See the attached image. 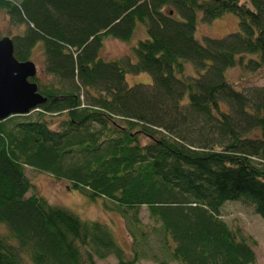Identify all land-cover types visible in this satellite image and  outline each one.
<instances>
[{
  "label": "trees",
  "instance_id": "16d2710c",
  "mask_svg": "<svg viewBox=\"0 0 264 264\" xmlns=\"http://www.w3.org/2000/svg\"><path fill=\"white\" fill-rule=\"evenodd\" d=\"M0 11L25 26L10 38L17 60L40 47L54 78L30 79L47 98L35 118L0 121V264L140 263L109 224L31 196L26 168L113 204L134 244L159 233L175 264L256 263L253 240L220 213L247 200L264 220V87L228 77L264 76V0H0ZM227 13L238 32L200 42L199 24ZM139 27L133 60H105L108 39L132 44ZM133 74L152 84L129 86Z\"/></svg>",
  "mask_w": 264,
  "mask_h": 264
},
{
  "label": "rangeland",
  "instance_id": "374dc122",
  "mask_svg": "<svg viewBox=\"0 0 264 264\" xmlns=\"http://www.w3.org/2000/svg\"><path fill=\"white\" fill-rule=\"evenodd\" d=\"M12 1V0H10ZM16 2H22V0H13ZM25 29V26H17L10 23L9 17L5 12L0 11V32L9 38H13L15 35L21 34ZM239 30L238 17L234 14L227 13L222 18L216 19V21L209 24H199L196 36L203 42L204 38L220 39L227 37L228 34L237 33ZM135 41L132 44H127L114 39H108L105 42L102 56L107 61L111 60H126L128 57L133 60V49L139 41L145 36L144 27H139L137 31ZM32 62L37 67V77L40 82L48 86L49 83L54 82L52 76H47L44 73V54L41 52L40 47H37L34 52ZM188 72L193 73V68L188 67ZM239 89H244L249 92L252 88L264 87V76L251 77L241 67L231 69L229 76ZM126 81L129 86L134 87L138 84L151 85L152 80L148 74L142 75H128ZM36 111L30 114V118H35ZM60 117L55 120V124L52 125L54 129H57L61 119ZM26 174L30 182H33L34 189L30 193L37 196L44 197L48 202L53 205H57L62 208H67L72 212L77 213L83 220L101 221L105 224H109L113 231H115L118 242L122 244L127 252H138L140 256L139 264H160L165 261H170V252L163 246V240L159 233H154L152 230L149 232V236L145 240H138V244H134V241L127 231L126 221L122 219L119 213L114 210L113 204L107 201L108 211L105 210V202L101 199H97L96 202H91L84 197L79 191L70 190L69 183L66 181L59 182L52 179L46 173H39L33 169L26 168ZM221 219L226 222L232 228H239L243 235L253 240V250L255 252L256 263L264 264V220L260 215L256 214L255 208L246 200H239L235 202H227L224 204L220 213ZM144 225L152 226L153 221L148 218V210L142 207L140 215ZM4 232V229L1 228ZM139 238V234L137 233ZM29 264L28 262H26ZM98 264H118L114 256L105 260H99Z\"/></svg>",
  "mask_w": 264,
  "mask_h": 264
},
{
  "label": "water",
  "instance_id": "95a60500",
  "mask_svg": "<svg viewBox=\"0 0 264 264\" xmlns=\"http://www.w3.org/2000/svg\"><path fill=\"white\" fill-rule=\"evenodd\" d=\"M14 44L9 37L0 40V121L11 116H27L47 102L39 86L32 61L20 62L14 56Z\"/></svg>",
  "mask_w": 264,
  "mask_h": 264
}]
</instances>
